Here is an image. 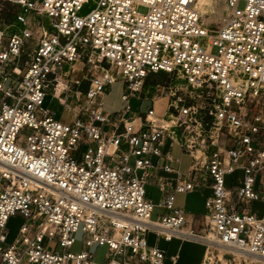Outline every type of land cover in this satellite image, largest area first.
<instances>
[{
  "label": "built area",
  "instance_id": "2783aa9c",
  "mask_svg": "<svg viewBox=\"0 0 264 264\" xmlns=\"http://www.w3.org/2000/svg\"><path fill=\"white\" fill-rule=\"evenodd\" d=\"M7 1L23 10L9 26L23 28L10 32L0 16V264H164L150 232L204 243L208 264L237 262L233 250L255 258L243 255L241 264H264V215L250 208L264 203V0H225L216 30L202 24L199 0ZM31 14L49 18L53 31L36 29ZM82 58L87 72L69 78ZM152 73L178 74L185 83L160 85L153 104L135 111L131 100ZM119 81L125 106L108 109L107 90ZM49 89L71 122L44 106ZM161 98L172 112L158 111ZM81 144L87 148L77 160ZM175 145L191 157L186 173L173 165L181 164ZM161 170L175 173L174 185ZM238 170L240 184L227 185ZM206 173L212 194L197 230L176 206V192L202 188ZM150 176L163 191L167 213L159 220L146 194ZM17 213L27 222L8 243ZM80 228L84 247L107 245V261L71 252ZM211 242L228 249L216 255Z\"/></svg>",
  "mask_w": 264,
  "mask_h": 264
},
{
  "label": "rangeland",
  "instance_id": "374dc122",
  "mask_svg": "<svg viewBox=\"0 0 264 264\" xmlns=\"http://www.w3.org/2000/svg\"><path fill=\"white\" fill-rule=\"evenodd\" d=\"M216 1H218L219 6L222 7L223 10L218 11L216 9L214 14L203 15L201 19L202 24L204 25L206 24V26H208L210 30H216L218 28V26L221 23L223 13L227 10V4L225 0H216ZM245 6H246L245 1H240L238 4V7L240 9H244ZM91 7H92V4L86 5L82 12L88 11ZM147 10L148 8L145 6L139 7V11L142 13H146ZM22 11L23 10H21V8L11 4L9 1L0 0V16H2V24L4 27H8L11 23L15 22L14 18H15L16 13L22 12ZM30 20L32 21L36 29L40 30L41 27H44L49 32L53 31L51 21L45 15L31 14ZM8 28L7 29L10 31V28H14V27L9 26ZM212 51L213 53H217L218 48L214 47ZM25 56H26V60H29L31 56V51L28 50ZM103 65L109 66V61H106ZM87 67L88 65L86 63V59L85 58L80 59L79 61L76 62V69H77L76 72L74 74H71L69 78H72L76 75H79L81 77L87 72ZM184 83H185L184 80H182L178 74H167V73L149 74V76L146 79V83H145V86L142 92L131 100V106L133 110L144 113L147 107L153 104L150 98L156 95L157 89L160 85H167V86L171 85V86L178 87L179 85H182ZM122 84L123 83L119 81L116 84H114L112 87L108 88L106 105H105L106 108L113 109V110H122L124 108L125 104L121 99V92H122V87H123ZM87 87H88V84L86 82L81 89L85 91ZM190 92L191 90L189 91V96L190 94H192ZM70 102H74L73 93L70 94ZM169 103L170 102L165 98L158 99L157 100L158 111L161 113H165V114L172 112L173 108L170 106ZM44 106L48 108L49 110H52L53 112H55V117L63 122H71L73 119V114L69 112L65 106L60 104L57 95L53 92L52 89L48 90ZM86 148H87V145L81 144L79 146V149L74 151V156L77 158V160H80L83 157V154L86 151ZM174 152L176 155H179L178 147L174 148ZM190 162H191V157L189 155H184L182 157V163H181L180 169L183 173H186L188 171ZM139 173H141V171ZM242 177H243V172L241 170L236 171L232 175H227L226 177L227 185L238 186L240 184L239 180ZM146 194L148 197L153 198L155 202H158L161 196V191L157 187L154 186L153 178L151 176L147 177ZM193 201L194 200H193L192 195L188 193L187 194L180 193L176 201V205L179 206V205L184 204L187 208H189L191 207V204L193 203ZM199 204L202 206L203 201L199 200ZM250 208L252 212L258 215V217H262L264 215V203L263 202L252 201L250 203ZM165 212H166L165 208L157 206L153 212V218L154 219L158 218L160 214H163ZM25 222H27V219L19 213L12 215L9 218V221L7 224L8 243H11L15 240L16 236L18 235L21 225ZM155 239L156 238L152 233L149 234L148 241L150 244H152L155 241ZM83 241H84V233L82 229L80 228V230L76 234V243L72 246L71 252L78 253L81 250L86 249L87 251H89L95 256V259L97 261H104L105 259L108 258L109 251H108L107 245L100 246L96 244L91 247H84ZM44 245L47 248L52 249V250L57 249L59 251H63V248L58 246L56 241H50L48 239H45ZM221 251H224V250H219V251L216 250L214 254L216 255L221 254ZM212 255L213 254L210 253L209 257H212ZM242 258L244 257L238 255L237 262H235L234 260H231V258H226V257L219 261L218 257H216L215 259H213L212 264H241L240 260ZM242 264H245V263H242Z\"/></svg>",
  "mask_w": 264,
  "mask_h": 264
},
{
  "label": "crops",
  "instance_id": "0c3cea01",
  "mask_svg": "<svg viewBox=\"0 0 264 264\" xmlns=\"http://www.w3.org/2000/svg\"><path fill=\"white\" fill-rule=\"evenodd\" d=\"M14 28L10 29V32H20L23 28L22 24L20 23H14ZM170 142H168L167 146L164 147V150L169 149ZM178 147L179 155H176L174 152V148ZM175 157H181V163H182V157L186 154H182L181 149L178 145H175L172 150ZM191 163V162H190ZM174 166L180 167V165L173 164ZM190 165V164H189ZM189 169V168H188ZM159 175L163 178H168L172 181L173 185L176 182V175L175 173H167L163 170L159 171ZM202 180L204 182V186L199 189H195L191 192H176V199L175 204L178 199V196L180 193L184 194H190L193 196V203L191 204V207L187 208L184 204L179 205L178 207L184 209L186 213L189 216V221H191V224L198 230L201 225L204 223V215L207 213V207H206V200L207 198L212 194L211 189V183L212 179L209 176V174H204L202 177ZM153 184L155 187H157L161 191V196L158 202H155L153 198L148 197L154 204L156 209L157 206H160V202L163 198V191L160 189V187L156 184V181L153 180ZM206 184V185H205ZM202 197V198H201ZM201 198V199H200ZM199 200L203 201L202 206L199 204ZM177 206V205H176ZM164 208V207H163ZM154 212V211H153ZM167 213V211L165 212ZM163 213V214H165ZM160 214L158 218H153L154 220H159L160 216L163 215ZM153 234L155 236V241L150 244V246H157L165 251L166 254V260L164 264H204L205 256H206V246L204 243L193 240V239H184L181 237H174L172 240L168 241L164 237L158 238L155 232H150L149 234ZM148 234V236H149ZM109 258L105 259L104 261H107Z\"/></svg>",
  "mask_w": 264,
  "mask_h": 264
},
{
  "label": "bare ground",
  "instance_id": "6f19581e",
  "mask_svg": "<svg viewBox=\"0 0 264 264\" xmlns=\"http://www.w3.org/2000/svg\"><path fill=\"white\" fill-rule=\"evenodd\" d=\"M199 4H200V7H201L202 16H203V15H212V14L215 13V10H216V9H217L218 11H222V10H223L222 7L219 6L218 1H216V0H199ZM217 6H218V7H217ZM224 7H225V6H224ZM205 25H206V24H205ZM110 215L113 217V219H114L116 222H118V223H120V224H124V223H128V222H129L128 219L123 218V217H121V216H119V215H116V214H110ZM118 235H119V233H118ZM211 245H213V246L216 247V248H219L220 250L228 249V248L225 247V246H222V245H219V244H216V243H212V242H211ZM233 251H235V253H236L237 255H240V256L245 255V256H247V257H249V258H251V259H255L253 256H250V255L248 256L247 254H243V253L240 252V251H237V250H233ZM204 264H208V262L205 261Z\"/></svg>",
  "mask_w": 264,
  "mask_h": 264
}]
</instances>
